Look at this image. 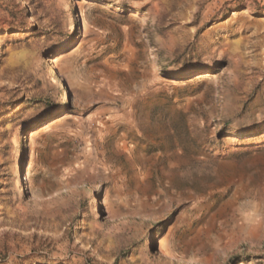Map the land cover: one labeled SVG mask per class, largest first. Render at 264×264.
Listing matches in <instances>:
<instances>
[{"label": "rangeland", "instance_id": "1", "mask_svg": "<svg viewBox=\"0 0 264 264\" xmlns=\"http://www.w3.org/2000/svg\"><path fill=\"white\" fill-rule=\"evenodd\" d=\"M177 245L264 264V0H0V264Z\"/></svg>", "mask_w": 264, "mask_h": 264}, {"label": "bare ground", "instance_id": "2", "mask_svg": "<svg viewBox=\"0 0 264 264\" xmlns=\"http://www.w3.org/2000/svg\"><path fill=\"white\" fill-rule=\"evenodd\" d=\"M29 137H31V134H30ZM20 169L22 171L21 179H22V181L26 182L28 174H27L26 170H23L22 167H20ZM29 194H30L31 197L33 196L30 191H29ZM110 212L113 215H118V213L115 212V211L110 210ZM155 243H156L155 248L160 253V255L162 257L171 256L172 249H171V247L168 244H166L163 240H156ZM175 248H176V250L174 252V255H175V257H176L178 262H184L186 264H196V263H198V260L196 258H194L193 256H191L189 254H186V252H184V250L181 248L180 245H177Z\"/></svg>", "mask_w": 264, "mask_h": 264}, {"label": "crops", "instance_id": "3", "mask_svg": "<svg viewBox=\"0 0 264 264\" xmlns=\"http://www.w3.org/2000/svg\"><path fill=\"white\" fill-rule=\"evenodd\" d=\"M245 231H244V234H247V236H250L251 235V232L249 231V229H244ZM242 235V234H241ZM240 235V236H241Z\"/></svg>", "mask_w": 264, "mask_h": 264}]
</instances>
